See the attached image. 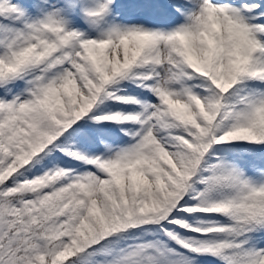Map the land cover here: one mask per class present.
<instances>
[{
	"label": "snow or ice",
	"instance_id": "obj_1",
	"mask_svg": "<svg viewBox=\"0 0 264 264\" xmlns=\"http://www.w3.org/2000/svg\"><path fill=\"white\" fill-rule=\"evenodd\" d=\"M0 264H264V0H0Z\"/></svg>",
	"mask_w": 264,
	"mask_h": 264
}]
</instances>
